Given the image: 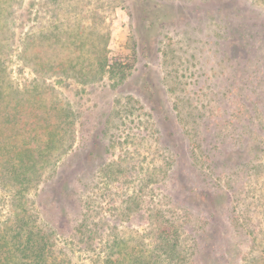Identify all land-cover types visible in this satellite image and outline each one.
I'll return each mask as SVG.
<instances>
[{"label": "rangeland", "instance_id": "obj_1", "mask_svg": "<svg viewBox=\"0 0 264 264\" xmlns=\"http://www.w3.org/2000/svg\"><path fill=\"white\" fill-rule=\"evenodd\" d=\"M104 55L116 69L85 83L45 64ZM2 78L41 81L73 125L27 194L58 259L150 252L173 225L162 264H264V0H0Z\"/></svg>", "mask_w": 264, "mask_h": 264}, {"label": "trees", "instance_id": "obj_2", "mask_svg": "<svg viewBox=\"0 0 264 264\" xmlns=\"http://www.w3.org/2000/svg\"><path fill=\"white\" fill-rule=\"evenodd\" d=\"M29 42L33 41L27 40L22 48L25 64H28ZM41 47L35 50L36 56L30 60L34 69ZM86 61L79 59L76 61L78 69L71 66V70L65 69L69 61L64 64L47 58L45 64L53 67L52 73H62L66 78L79 79L82 83L93 80L94 75L112 74L116 69L105 55L95 62L94 70H85ZM35 73L41 76L42 72ZM7 82V78L0 80V185L9 191L11 216L0 226V264H68L56 257L54 243H50L46 231L38 227V218L29 211L27 194L51 163L53 153L59 154L66 142L72 139L73 125L69 113L48 100V90L46 94L41 81L31 80L29 89L23 92L17 88L13 91ZM173 228V225H167L160 231L162 236L150 252L143 248L127 249L116 243L103 264H162L163 259L170 260L177 255L179 245ZM210 255V252H204L202 256L207 262L202 258L205 261L202 263L220 264L222 260L221 264H225L224 255L218 259Z\"/></svg>", "mask_w": 264, "mask_h": 264}]
</instances>
